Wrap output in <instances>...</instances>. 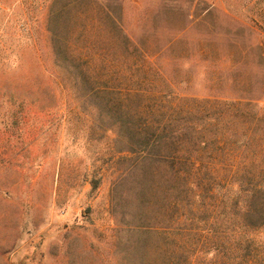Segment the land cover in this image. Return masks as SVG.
<instances>
[{"label": "rangeland", "instance_id": "374dc122", "mask_svg": "<svg viewBox=\"0 0 264 264\" xmlns=\"http://www.w3.org/2000/svg\"><path fill=\"white\" fill-rule=\"evenodd\" d=\"M215 260L264 264V0H0V264Z\"/></svg>", "mask_w": 264, "mask_h": 264}, {"label": "trees", "instance_id": "16d2710c", "mask_svg": "<svg viewBox=\"0 0 264 264\" xmlns=\"http://www.w3.org/2000/svg\"><path fill=\"white\" fill-rule=\"evenodd\" d=\"M193 167L194 166H192V168ZM185 182L186 181L178 173H174V174L171 173V175L169 176V189H170L172 200H175V199L178 200V198H180V196H181L180 194L183 192V190L190 191L195 195V183L190 182L189 185H186ZM196 196H198V194ZM194 199L195 198L193 197V200ZM247 210H248L247 212L251 215L255 216L257 214V212L254 211L250 207H248ZM246 216H249V215L247 214ZM206 233H208V232L206 231ZM210 238H211V236H210V234H208L207 239L209 240ZM210 243L211 242H209V244ZM207 251H211L212 253H214L213 248H209L205 252H207ZM205 252L203 251V253H205ZM201 254H202V252H201ZM219 261L220 262H217V260H215V261L209 262L207 264H243L242 262L238 263L235 260H232L231 263L228 260H226V261L219 260ZM190 264H192V263L190 262ZM244 264H246V263H244Z\"/></svg>", "mask_w": 264, "mask_h": 264}]
</instances>
